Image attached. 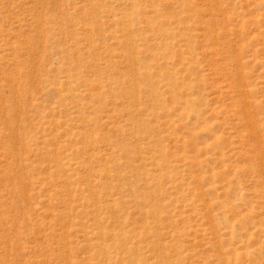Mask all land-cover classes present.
<instances>
[{
    "label": "rangeland",
    "instance_id": "rangeland-1",
    "mask_svg": "<svg viewBox=\"0 0 264 264\" xmlns=\"http://www.w3.org/2000/svg\"><path fill=\"white\" fill-rule=\"evenodd\" d=\"M0 264H264V0H0Z\"/></svg>",
    "mask_w": 264,
    "mask_h": 264
}]
</instances>
